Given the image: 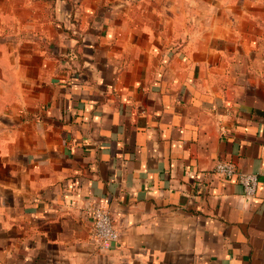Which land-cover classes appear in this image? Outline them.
Here are the masks:
<instances>
[{
  "label": "crops",
  "instance_id": "0c3cea01",
  "mask_svg": "<svg viewBox=\"0 0 264 264\" xmlns=\"http://www.w3.org/2000/svg\"><path fill=\"white\" fill-rule=\"evenodd\" d=\"M0 264H264V0H0Z\"/></svg>",
  "mask_w": 264,
  "mask_h": 264
},
{
  "label": "built area",
  "instance_id": "2783aa9c",
  "mask_svg": "<svg viewBox=\"0 0 264 264\" xmlns=\"http://www.w3.org/2000/svg\"><path fill=\"white\" fill-rule=\"evenodd\" d=\"M215 174L225 179H236L242 186L244 194L252 198L257 194L258 178L254 174L240 172L235 164L219 161L214 168ZM93 223V239L100 247L116 244L120 235L117 231L110 212L103 206H94L90 209Z\"/></svg>",
  "mask_w": 264,
  "mask_h": 264
}]
</instances>
